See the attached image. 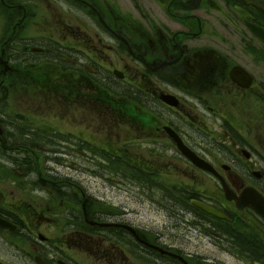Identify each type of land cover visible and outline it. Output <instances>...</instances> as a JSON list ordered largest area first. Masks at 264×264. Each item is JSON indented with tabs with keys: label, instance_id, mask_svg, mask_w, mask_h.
<instances>
[{
	"label": "flooded vegetation",
	"instance_id": "af4514ba",
	"mask_svg": "<svg viewBox=\"0 0 264 264\" xmlns=\"http://www.w3.org/2000/svg\"><path fill=\"white\" fill-rule=\"evenodd\" d=\"M256 26L264 0H0V156H23L0 175V218L14 227L0 228V264L214 262L146 232L126 205L98 206L81 188L89 154L104 170L117 163L107 179L142 188L168 227L193 214L189 230L213 248L264 264V219L223 193L264 195ZM117 128L126 139L111 143ZM169 129L215 174L184 157ZM191 194L229 220L193 207Z\"/></svg>",
	"mask_w": 264,
	"mask_h": 264
},
{
	"label": "rangeland",
	"instance_id": "374dc122",
	"mask_svg": "<svg viewBox=\"0 0 264 264\" xmlns=\"http://www.w3.org/2000/svg\"><path fill=\"white\" fill-rule=\"evenodd\" d=\"M34 101L37 100L33 95L29 94L28 102ZM201 127L207 129L209 132H214L212 134H215L216 130H218L217 125L209 123L208 121H205V124L201 125ZM263 129L264 125H262V131ZM115 133L116 134H114V139L111 141V143L118 142L120 139H126V137L124 136V131L122 133L120 129L117 128L115 130ZM263 138L264 136L261 137L260 135H257L256 147H258L264 153ZM221 139L222 138H219L218 140L221 141ZM200 142L204 145L206 144V142L203 140H201ZM213 148L216 152L217 146ZM47 158H49V156H47ZM87 158L89 159V161L87 160ZM20 159H23L22 155H15L11 157L0 156V161L4 162L0 163V166H4L3 169H0V175H3L4 177L7 176V174L9 173L7 166L13 163L12 160L18 161ZM91 160L93 163L91 162ZM103 161L104 159L102 156L93 154H89L87 157H81V164L88 166L93 170L92 172L81 171V181L86 186L85 187L81 185V188L83 191L89 193L90 196H94L91 197L94 200H100L98 201V206L107 208L109 203H113L115 205H126L129 211V220L139 224L144 228L146 232L153 234L154 232H157V230H160L164 234L173 237L177 243L186 247L187 251L194 252L195 254H200L202 257H205L209 260H214L212 264H243L242 261L231 258L227 254L219 252L216 248H213L207 242V239H205V237L200 234L197 229L189 230L188 227L191 226V224H189L187 221L194 219L193 214L187 216L185 219L177 220L176 222H170V226L168 227L167 221L163 217L159 216L158 213H156V204L151 203L150 200L146 197H141V195H143V193L141 192L142 188L135 186L134 188L125 189L122 183H111V181L107 179V177L109 176L115 177V173L118 169L113 168L115 167V165H117V163H114V161L113 163H111L113 164L112 170H104L100 168V166H106ZM89 164H91L93 167H90ZM99 175L103 177V179L96 178V176ZM209 185H213V183L209 182ZM192 186V189L196 190V192L201 191V188H198L196 186L194 187V185ZM158 188L159 190L157 192L160 193L162 187L158 186ZM145 190L146 192H149V190ZM174 201L176 202L175 198ZM249 264L251 263L249 262Z\"/></svg>",
	"mask_w": 264,
	"mask_h": 264
},
{
	"label": "water",
	"instance_id": "95a60500",
	"mask_svg": "<svg viewBox=\"0 0 264 264\" xmlns=\"http://www.w3.org/2000/svg\"><path fill=\"white\" fill-rule=\"evenodd\" d=\"M254 32L258 37H260L264 41V30L260 29L259 27H254ZM182 149V152L192 160L196 165L212 171L213 169L203 161L199 160L194 154H192L188 149H183L182 146H179ZM225 193L228 199H235L236 204L239 208L244 207L245 205L252 206L258 213H260L264 217V198L252 188H246L242 191L239 197L235 196L234 193H231L227 189H225ZM197 207L201 208L205 212L212 214L216 217H224L223 213H221L216 208L202 203L200 201L193 200L192 201ZM0 226L6 227V223L0 220Z\"/></svg>",
	"mask_w": 264,
	"mask_h": 264
}]
</instances>
